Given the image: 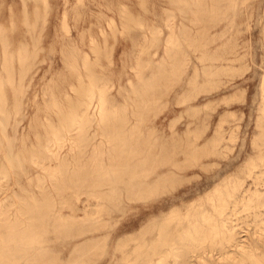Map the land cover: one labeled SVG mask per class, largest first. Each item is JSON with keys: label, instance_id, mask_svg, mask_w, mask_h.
<instances>
[{"label": "rangeland", "instance_id": "1", "mask_svg": "<svg viewBox=\"0 0 264 264\" xmlns=\"http://www.w3.org/2000/svg\"><path fill=\"white\" fill-rule=\"evenodd\" d=\"M0 76V207L13 223L0 227V264H24L19 236L31 216L46 215L49 207L51 215L70 213L76 190L80 209L71 224L80 234H46L53 240L44 245L61 258L57 264H107L105 251L120 256L113 243L101 242L84 257L72 254L73 245L110 231L113 238L130 235L129 250L150 243L157 228L177 238L182 227L190 228L187 221L206 212L226 217L238 242L227 244V252L209 249L191 264H264V204L255 205L264 200V0H0ZM100 95L111 122L127 115V133L139 121L129 142L138 140L143 154L153 147L151 156L158 152L145 179L172 172V181L160 179L164 184L135 195L126 192L124 175L115 194L121 208L109 215L96 211L99 199L87 195L89 187L63 184L81 158L84 165L90 156L89 167L97 157L87 146L74 162L79 153L70 145L83 132L77 136L69 127L82 102L95 105ZM103 123L109 124L91 121L85 135L104 139ZM59 134L65 143L55 158L45 145L55 149ZM101 216L110 218L103 231L93 226Z\"/></svg>", "mask_w": 264, "mask_h": 264}, {"label": "bare ground", "instance_id": "2", "mask_svg": "<svg viewBox=\"0 0 264 264\" xmlns=\"http://www.w3.org/2000/svg\"><path fill=\"white\" fill-rule=\"evenodd\" d=\"M170 37H172V35ZM172 39L173 37L171 38V40ZM6 48H4V51H3V55H4L3 67L5 68V72L9 75L8 81H10V83L13 84V80H14L13 74L14 73H13V68L11 69L12 64L8 60L9 54L7 55ZM23 58L21 59V63H23V60H24ZM1 84H2V79L0 76V97H1L0 99L3 100L4 93L2 92ZM102 87H105V85H103ZM103 91L104 90L102 88L101 92L103 93ZM92 94L93 93L91 92V95ZM151 95H152V92H151ZM151 95L149 97H151ZM92 97H94V95ZM92 97L90 98L93 99ZM263 97H264V87H263ZM101 100H103L102 95H100L99 102L95 105L92 104V102H89V100L88 102L85 101V103L82 102L84 105L80 108L78 113L72 117L71 125L69 127L70 132L77 133V136L80 135L81 132H83V136L81 135V137H76V139L74 138L70 145V149L77 148L78 153H79L75 155L77 156V158L73 156V158H75L74 162L78 163V161L81 158L79 157V155L83 157L84 154H87L86 153L87 146H90L91 148L90 149L91 156L93 157L94 155V157H96L97 155V157L91 160L92 166H89V167L88 165L85 166L86 164L85 161L87 157L90 159V156L88 155L87 157L85 156L86 159L84 160V165H83L84 157L81 158L82 165H80L79 163L80 167L77 170H71L72 173H70V177H68L67 179L64 178L63 184L70 185V187L72 186L79 187L83 185L86 187H89V190L87 191V195H90V194L94 195L100 200V201L97 200V202L95 203L96 211L101 214L105 213V215H109L110 212L113 211L115 208L117 209L121 208L120 200L118 201V199L115 197V194H120L118 193L120 190H118L117 188V185L120 181L122 182L126 181L125 183V185H127L126 190L127 189L129 190V191H126L127 193L129 192L130 194L131 193L136 194L137 191H139L140 193V191L143 189L147 191L146 189H148V187L151 190L154 187L153 185L156 184L155 186H157V184H159L157 183V181H160V179H166L168 176H169L168 179H170V175H167V173H170L171 171L165 172L164 174L157 173L156 176L152 178L151 180L145 179V177L149 175V172H151L150 170L153 168L154 160L156 161L155 158L159 157V156L156 157L158 152L155 153L156 155L154 157H152L151 156L152 153H149V152L154 151L153 148L155 147H153V148H150L152 150H149L148 153L143 154L144 149H142L143 147L141 148L139 146V144L137 143L138 140L136 142L133 141L134 143L129 142L131 140V136H135L137 133V132L136 133L134 132V129L136 126L135 122H139V121H135L134 123H132L129 127L130 131L127 133L126 129H124V125L126 126V124L130 122V120L128 122L127 115L126 117H124L125 111H124V114L122 113L124 116L121 115L125 119H122L121 117H119L120 122L118 124L117 123L115 124L114 120L113 122H111V119H109L107 116L104 115L105 114L103 111L104 108L102 106L104 103ZM104 100H105V97H104ZM142 101L144 100L142 99ZM141 106L142 105H140V107ZM140 107L139 109L145 110L144 106L143 108H140ZM131 111H133V109ZM134 112L135 111H133V113ZM135 113H140V112L138 111ZM142 115H143V112H142ZM141 118H140V122H141ZM115 120H118V118ZM91 121H94L96 124L102 121L103 122L105 121L107 123L109 122L108 125L107 124L105 125L103 123L104 125L103 128L106 132L104 135L103 134L101 135L104 137V139L98 142H93L95 132H93L92 134H89L88 136L85 135L87 128L91 126L90 125ZM136 129L138 130V127ZM3 130L5 131V128H3ZM133 133L135 134L133 135ZM6 137L9 138V136L7 135ZM129 137H130V140H129ZM56 138L58 142H55L57 143V146L55 147V149L53 148L54 146L52 142L47 141L45 145V148L47 150H52L53 156L55 158L58 157V155L60 154V149L63 147L65 143L64 142L65 137L63 135L59 134L56 136ZM136 139H139V138H136ZM145 143H149V142H143V145L142 144L140 145L145 147L147 145V144L145 145ZM106 148H108L107 150L108 153L106 152L107 161L103 157V153L104 151H106ZM164 152H168V151H164ZM195 152L198 153V151H195ZM167 155H169V153ZM31 160L32 162H36L38 165L42 166V168H46L50 166L49 164L46 163L44 157L38 158V159L32 157ZM65 162L66 161L63 159V163ZM88 164L91 165L90 161L88 162ZM76 167H78V165ZM73 168L74 167H72V169ZM124 175H127V179L125 178L126 179L125 181H123ZM160 182L161 184H164L163 183L164 181L163 182L160 181ZM172 183L173 182H171V184ZM105 185L109 187L107 189H104ZM67 194H69V192ZM73 195L75 196V201L73 199H72L73 202L71 201L70 213H64V212L57 211L51 215L49 214V211H51L52 209L51 207H49V208H46L47 210L46 209L44 210L46 215H42V216L32 215L31 216V220L27 224V231H26L25 236L23 235L19 236V239H21L23 242L25 240V246L24 247L22 246V248L26 249V255H27L26 261L24 264H57L61 262V258L58 257V254L52 251L48 245H44V243L47 241L53 240L52 238H49L46 236L48 232H52L54 235H56L55 236L56 239H58L59 237L64 238L66 236L74 237L80 234L76 229L72 227V224H71L72 221H74V219L78 217V214H76V211L80 209V206L77 204V200L79 199L78 191L77 190L74 191ZM126 195L129 198L131 197L129 196V194H126ZM69 199L68 201L70 202ZM63 202H64L63 204L67 203L65 201ZM263 204H264V200H260V201H257L255 205L262 206ZM89 206H90L89 203L84 205L83 210L85 213L87 212V209ZM221 210L222 209L218 210L219 214L222 213ZM7 214L8 213L6 211V208L0 207V227L13 226L12 222H8L9 217L7 216ZM104 217L105 216L103 217L101 216L100 219H98V221L94 222L93 226L96 230L103 231L110 225L109 224L110 218H104ZM17 221L19 222V220ZM151 222H154V221H151ZM114 223H113V226L115 225ZM187 224L190 226V228L187 226L182 227L177 238H175V236L172 235L171 233H168V232L162 233L161 228H157L156 234L150 238L151 239L150 243H146V240L144 241L142 240V242L134 244L129 250H126L124 248V245L131 238L130 235H125V236L121 235V236H118L117 238H113L111 234L112 232L110 231L100 232V234L92 235L91 237L85 238L82 241L75 243L72 247V254L76 255L77 257H84L92 250L95 252V249L101 242H103L104 244L103 247H105L106 246L105 243L109 241L110 243H113L114 249L120 250V256L116 257L114 252L105 251V255H106L105 257L109 258L107 264H191L190 262L196 258L202 259L204 252L208 251L209 249L217 248L221 252H227V250H224L227 244L233 245V243L236 244L238 242L235 240L236 239L235 228L232 225L230 226L228 224L227 218L224 216L219 218V217L214 216L211 213L206 212V213H203V215L199 217L195 215L190 222L187 221ZM178 230L179 229H177V231ZM3 240L0 239V244H2ZM15 240L16 239H14V242H16ZM2 253L3 251L1 250L0 259L4 255Z\"/></svg>", "mask_w": 264, "mask_h": 264}]
</instances>
